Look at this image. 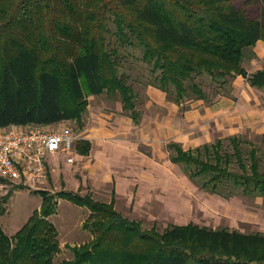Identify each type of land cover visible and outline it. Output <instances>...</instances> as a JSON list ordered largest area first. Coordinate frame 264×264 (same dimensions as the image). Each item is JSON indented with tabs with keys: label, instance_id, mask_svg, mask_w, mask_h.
Returning <instances> with one entry per match:
<instances>
[{
	"label": "trees",
	"instance_id": "obj_1",
	"mask_svg": "<svg viewBox=\"0 0 264 264\" xmlns=\"http://www.w3.org/2000/svg\"><path fill=\"white\" fill-rule=\"evenodd\" d=\"M253 16L237 0H0V126H81L90 94L119 96L124 110L140 118L136 94L121 72L120 45L142 49L154 85L178 104L192 98L212 103L197 78L205 73L220 86L239 74L264 88V69L243 66L248 49L264 40V0ZM185 148L170 142L173 161L182 163L203 188L231 197L264 196V152L241 135ZM264 142V134L261 135ZM87 143V148L89 149ZM13 189L4 195V201ZM13 235L0 223V264H55L59 230L49 215L53 196ZM90 209L94 238L73 247L62 264H264V232L213 228L195 222L169 224L162 232L143 230L110 203L72 190L58 193ZM7 211L0 202V219Z\"/></svg>",
	"mask_w": 264,
	"mask_h": 264
},
{
	"label": "crops",
	"instance_id": "obj_2",
	"mask_svg": "<svg viewBox=\"0 0 264 264\" xmlns=\"http://www.w3.org/2000/svg\"><path fill=\"white\" fill-rule=\"evenodd\" d=\"M254 51L249 73L264 69V40L256 43ZM147 93V112L138 121L131 114L117 113L124 112L122 104L114 111L105 106L102 94H90L84 124H79L81 138L74 143L75 162L69 161L65 152L49 156L48 177L51 173L53 180L52 173L62 165L61 183L66 185L63 160L57 159V164L50 161L64 154L67 162L74 164L71 173L78 180L72 191H110L115 204L119 200L135 203L138 214L142 206L167 203L169 192L181 191L177 174L171 171L178 162L171 158L170 142L193 148L244 130L264 134V88L251 85L242 74L233 82V96L224 95L212 103L188 101L184 108V103L167 98L158 87ZM87 143L90 146L85 150Z\"/></svg>",
	"mask_w": 264,
	"mask_h": 264
},
{
	"label": "rangeland",
	"instance_id": "obj_3",
	"mask_svg": "<svg viewBox=\"0 0 264 264\" xmlns=\"http://www.w3.org/2000/svg\"><path fill=\"white\" fill-rule=\"evenodd\" d=\"M238 5L247 7L246 9L253 16L259 15L260 5L252 0H237ZM111 40L120 45L121 51V72L127 74L129 82L133 85L136 94V104L140 111L141 117L147 112L149 88L156 87L154 85V74L151 71V65L142 58L143 52L140 47L132 45H121L113 35ZM254 47L248 49L243 61V66L248 70L252 60L255 58ZM238 76V75H237ZM236 76V77H237ZM232 78L227 84L220 87L211 77L205 73L197 78L201 82L204 90L209 97L215 98L217 88L220 91H226V94L217 95V99L222 96H233ZM157 88V87H156ZM167 95V98L174 100L173 95ZM100 96V95H99ZM102 97L106 100V105L110 109L117 111L121 106L119 96L110 93H103ZM89 98V97H88ZM216 99V100H217ZM192 102H205L203 99L192 98L184 101L183 106L186 108ZM188 102V103H187ZM117 111L127 116L129 111ZM89 113V112H88ZM67 124L73 127L77 139L81 138L79 123L75 120L64 121L56 124ZM245 139L244 147L250 148L251 143L260 148V152H264V142L261 133L255 130H244L239 133ZM225 148L231 150L227 137L224 139ZM188 148V146H183ZM229 147V148H228ZM172 152V151H171ZM68 156L74 157V152ZM75 158V157H74ZM57 159L63 160L64 179L66 185L61 183V174L63 172L62 165L53 172V180L50 176L43 183L34 184L32 182L21 184L13 188L11 196L4 201V195H0V202L5 206L7 211L1 216L0 223L3 228L11 235L15 234L30 218L36 209H40L43 203L41 190H47L53 196L55 204V212L49 215V219L54 222L59 230V239L61 250L55 256V264H62L65 260L73 259V247L79 246L94 238L91 230L90 209L86 206H80L68 199H61L58 193L66 189L77 188V178L71 173L70 168L73 163H68L64 154L58 158H52V162L57 164ZM75 162V159L73 160ZM171 171L177 174V181L180 183L181 191L178 194L169 192L167 194V203L160 205L142 206L137 214L135 211V203H128L127 200H119L115 207L124 216L141 221L143 230L150 231L157 229L162 232L169 224L174 222H195L200 225H207L213 228L227 227L230 229H238L244 232L263 231L264 232V196L244 195L242 192H236L231 197H225L219 193L211 192L201 185V180L192 179L182 163L171 166ZM66 188V189H65ZM82 195L91 194L94 199L111 202L110 191H76ZM9 193V192H8ZM179 204L177 208L175 204ZM176 208H175V207Z\"/></svg>",
	"mask_w": 264,
	"mask_h": 264
},
{
	"label": "built area",
	"instance_id": "obj_4",
	"mask_svg": "<svg viewBox=\"0 0 264 264\" xmlns=\"http://www.w3.org/2000/svg\"><path fill=\"white\" fill-rule=\"evenodd\" d=\"M76 139L74 130L65 124L0 126V195L21 184L45 182L49 156L71 154ZM68 160L73 161V156Z\"/></svg>",
	"mask_w": 264,
	"mask_h": 264
}]
</instances>
